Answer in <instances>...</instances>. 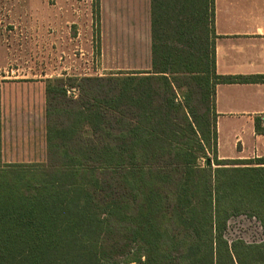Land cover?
Segmentation results:
<instances>
[{
  "label": "trees",
  "instance_id": "trees-1",
  "mask_svg": "<svg viewBox=\"0 0 264 264\" xmlns=\"http://www.w3.org/2000/svg\"><path fill=\"white\" fill-rule=\"evenodd\" d=\"M149 13L147 70L46 80L45 162L0 167V264H264V157L218 158L214 109L264 75L216 73L214 0ZM242 214L259 241L225 237Z\"/></svg>",
  "mask_w": 264,
  "mask_h": 264
},
{
  "label": "crops",
  "instance_id": "crops-1",
  "mask_svg": "<svg viewBox=\"0 0 264 264\" xmlns=\"http://www.w3.org/2000/svg\"><path fill=\"white\" fill-rule=\"evenodd\" d=\"M142 4L144 22L123 26L143 22L150 64L149 0ZM214 30L217 74L264 75V0H214ZM14 71L0 77V167L46 160L45 89L46 80L55 76L42 68ZM214 101L218 158L264 157V133L255 127V119L264 113V81L217 84Z\"/></svg>",
  "mask_w": 264,
  "mask_h": 264
},
{
  "label": "rangeland",
  "instance_id": "rangeland-1",
  "mask_svg": "<svg viewBox=\"0 0 264 264\" xmlns=\"http://www.w3.org/2000/svg\"><path fill=\"white\" fill-rule=\"evenodd\" d=\"M142 2L0 0V77L15 75L17 71H10L17 67L42 68L55 77L149 68ZM140 20L139 26H123ZM225 237L257 242L262 238L259 222L243 214L232 216Z\"/></svg>",
  "mask_w": 264,
  "mask_h": 264
},
{
  "label": "built area",
  "instance_id": "built-area-1",
  "mask_svg": "<svg viewBox=\"0 0 264 264\" xmlns=\"http://www.w3.org/2000/svg\"><path fill=\"white\" fill-rule=\"evenodd\" d=\"M259 118L261 119V126L264 129V113L260 114Z\"/></svg>",
  "mask_w": 264,
  "mask_h": 264
}]
</instances>
